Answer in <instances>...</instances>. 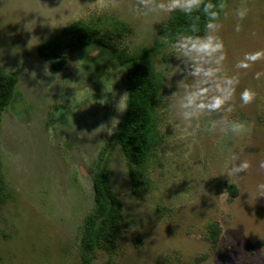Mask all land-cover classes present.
<instances>
[{
  "label": "rangeland",
  "instance_id": "1",
  "mask_svg": "<svg viewBox=\"0 0 264 264\" xmlns=\"http://www.w3.org/2000/svg\"><path fill=\"white\" fill-rule=\"evenodd\" d=\"M141 3L0 0V72L17 76L0 126V264H81V224L93 206L91 178L102 148L123 216L112 244L97 247L91 264H264V192L257 189L264 183L258 168L264 159V0H223L218 21L221 75L239 78L233 110L222 115L244 124L240 135L205 131L216 118L207 114L182 131L171 116V93L182 74L167 78L180 62L168 46L153 57L162 80L156 106L160 142L139 177L140 196L132 194L127 162L115 144L126 89L110 52L77 50L60 71L37 54L41 40L78 19L104 29L123 22L126 30L114 41L121 51L153 45L170 14H146ZM241 4L249 11L237 21L232 9ZM246 52L261 57L236 69ZM244 88L256 93L248 105L239 101ZM240 160L249 162L241 177L223 175ZM210 223L218 226L214 241Z\"/></svg>",
  "mask_w": 264,
  "mask_h": 264
},
{
  "label": "trees",
  "instance_id": "2",
  "mask_svg": "<svg viewBox=\"0 0 264 264\" xmlns=\"http://www.w3.org/2000/svg\"><path fill=\"white\" fill-rule=\"evenodd\" d=\"M211 2L217 4L223 3V0H211ZM221 13L222 11L220 15ZM195 15L200 16L198 23L202 30L198 34L203 35L204 17L200 13ZM190 22L183 13L174 11L159 27L160 41L125 52L114 44V41L126 30L123 22L104 29L97 22L78 19L67 23L50 38L41 40L36 47L38 56L47 60L50 66L58 71L66 67L73 52L90 47L106 48L120 66L126 98L124 114L114 132V139L127 162L134 196H140L139 177L160 142L156 106L162 80L153 68L152 59L163 47L172 42L177 33L184 31ZM16 84L17 76L14 72H0V126L2 113L15 96ZM104 152L105 148H102L91 178L93 206L81 224L79 241L81 264H91L97 247H108L112 244L114 232L118 230L123 216L121 198L110 184ZM2 188L3 181L0 178V203L4 201L1 195ZM229 191L231 196H235L236 186L231 184ZM217 232L218 226L210 223L208 237L212 241L215 240Z\"/></svg>",
  "mask_w": 264,
  "mask_h": 264
},
{
  "label": "clouds",
  "instance_id": "3",
  "mask_svg": "<svg viewBox=\"0 0 264 264\" xmlns=\"http://www.w3.org/2000/svg\"><path fill=\"white\" fill-rule=\"evenodd\" d=\"M141 7L144 12L153 14H170L179 11L191 22L188 27L176 34L168 45L170 56L179 60V64L172 66L174 69L167 78L181 73L182 77L176 82V91L171 93V116L177 125L188 133L198 121L201 114L216 118L208 120L205 131L218 130L220 134L231 133L240 135L245 126L242 122L227 119L222 113L233 110V98L239 78L236 74L221 75L225 59L223 42L217 35L221 27L220 12L225 8L221 3L213 4L211 0H142ZM248 8L243 4L232 9L237 21H242L248 15ZM200 13L204 17L203 35L198 23ZM234 31H240V24L234 25ZM261 57L260 52L244 53L236 62V69H246L250 63ZM183 65V67H181ZM261 73H254V78H259ZM256 98L254 90L244 88L239 93L241 105H248ZM234 161L236 157L232 158ZM249 168L247 160L233 163L223 175L241 177L238 173H245ZM258 168L264 170V159L258 162ZM257 189L264 192V183L257 185Z\"/></svg>",
  "mask_w": 264,
  "mask_h": 264
}]
</instances>
